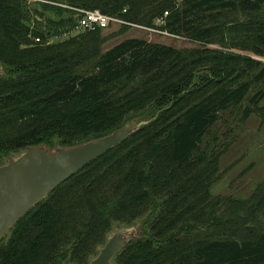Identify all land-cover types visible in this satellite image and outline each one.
<instances>
[{"label":"trees","instance_id":"1","mask_svg":"<svg viewBox=\"0 0 264 264\" xmlns=\"http://www.w3.org/2000/svg\"><path fill=\"white\" fill-rule=\"evenodd\" d=\"M77 8L151 27L168 12L162 30L243 55L136 37L104 49L103 29L68 35ZM263 59L264 0H0V165L165 106L19 218L0 264H90L116 227L136 225L112 264H264V180L249 200L213 193L227 147L215 130L262 108Z\"/></svg>","mask_w":264,"mask_h":264},{"label":"water","instance_id":"2","mask_svg":"<svg viewBox=\"0 0 264 264\" xmlns=\"http://www.w3.org/2000/svg\"><path fill=\"white\" fill-rule=\"evenodd\" d=\"M146 124L126 123L109 134L72 146H29L20 155L9 157L0 165V239L55 187ZM135 232L137 226L116 227L90 264H112Z\"/></svg>","mask_w":264,"mask_h":264},{"label":"rangeland","instance_id":"3","mask_svg":"<svg viewBox=\"0 0 264 264\" xmlns=\"http://www.w3.org/2000/svg\"><path fill=\"white\" fill-rule=\"evenodd\" d=\"M160 26L155 23V26L148 27L156 29L149 30L134 25L128 30H122L120 25H112L103 31L104 36L107 37L104 49L112 47L125 38L136 37L177 48H217L230 51L233 54H240L239 50L221 44H201L186 37L161 33ZM72 33H79V31L71 32L68 35ZM68 35L63 38H67ZM251 56L256 59L260 58L252 54ZM260 106L261 109L255 111L250 118L244 121L238 111H235L225 114L219 122L214 135L218 140L220 139L219 142L224 143L227 147L219 161L218 174L220 178L213 187L214 194L249 200L255 193L258 184L264 180V100ZM164 108L165 106L161 105L148 107L144 111L131 116L127 123L140 121L149 123L158 117ZM136 226L138 231L140 225ZM115 230L116 228L112 233ZM138 232L133 235H138Z\"/></svg>","mask_w":264,"mask_h":264},{"label":"built area","instance_id":"4","mask_svg":"<svg viewBox=\"0 0 264 264\" xmlns=\"http://www.w3.org/2000/svg\"><path fill=\"white\" fill-rule=\"evenodd\" d=\"M28 1H34V0H28ZM77 10L80 12V17H79L77 23L75 24L74 29L71 30V32H74V31H77V32L78 31L79 32L80 31H93L96 29L105 30L112 25H120L121 26L123 24L131 25V26L135 25L137 27L149 29V30H155L156 29V28H151L148 26H143L141 24L129 22V21H127L124 18L119 17V16L106 14L103 11H101L100 9L88 10V9H78L77 8ZM167 14H168V12H166L164 16H161V18H158L156 20L155 23L157 26L163 25L165 23V17L167 16ZM161 33L170 34L166 30H161ZM54 40H55V38L52 37V38H50L49 42H53ZM35 41L41 42V38L36 37Z\"/></svg>","mask_w":264,"mask_h":264}]
</instances>
